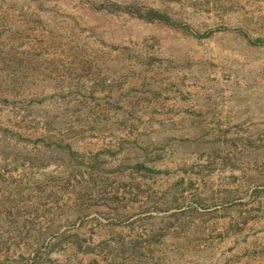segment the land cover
I'll return each mask as SVG.
<instances>
[{
  "label": "rangeland",
  "instance_id": "obj_1",
  "mask_svg": "<svg viewBox=\"0 0 264 264\" xmlns=\"http://www.w3.org/2000/svg\"><path fill=\"white\" fill-rule=\"evenodd\" d=\"M0 264H264V0H0Z\"/></svg>",
  "mask_w": 264,
  "mask_h": 264
}]
</instances>
